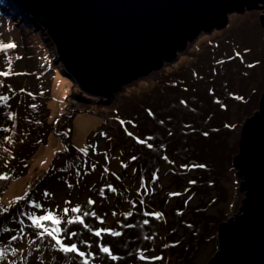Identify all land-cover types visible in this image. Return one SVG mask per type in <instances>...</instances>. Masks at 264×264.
<instances>
[{
	"label": "rangeland",
	"instance_id": "obj_1",
	"mask_svg": "<svg viewBox=\"0 0 264 264\" xmlns=\"http://www.w3.org/2000/svg\"><path fill=\"white\" fill-rule=\"evenodd\" d=\"M262 14L258 9L230 13L226 27L202 32L161 69L126 84L111 97L99 98L83 92L75 78L71 81L47 30L35 27L30 15L18 18L0 4V39L17 44L14 50L0 52L3 61L10 58L13 65L0 66V72L11 73L0 75V96L9 97L6 104L0 102V125L8 128L0 127V212L13 206L0 217V232L24 229V239L5 241L13 247L25 244L15 255L17 264H32L29 253L45 256L39 264H82L78 254L58 253L57 261L47 259L53 251L46 247L51 237H37L42 230L32 228L26 217L24 225L11 219L31 207L16 203L29 186V195L37 199L43 189L53 191L51 200L61 217L78 215L71 207L79 203L83 211L95 209L105 216L103 223L90 214L84 217L92 228L120 232L96 237L78 221L69 224L61 219L58 226L42 221L49 228L79 233L77 242L90 240L91 247L78 246L97 253L95 264L209 263L219 250V226L239 213L246 198L233 159L239 153L244 121L259 109L264 94ZM9 111L16 115L9 118ZM105 132L108 136L101 134ZM5 172L8 179L3 178ZM193 180L195 184L190 183ZM88 197L96 203L88 204ZM65 207L68 213L60 211ZM156 211L163 217L148 215ZM127 212L132 215L123 220ZM30 238L35 243L27 244ZM100 243L109 245L120 259L112 261L99 250ZM144 248L149 249L145 254L163 258L140 260ZM8 257L11 264L13 253Z\"/></svg>",
	"mask_w": 264,
	"mask_h": 264
},
{
	"label": "water",
	"instance_id": "obj_2",
	"mask_svg": "<svg viewBox=\"0 0 264 264\" xmlns=\"http://www.w3.org/2000/svg\"><path fill=\"white\" fill-rule=\"evenodd\" d=\"M9 1L47 30L77 86L99 98L161 69L202 32L226 27L230 13L264 11V0ZM233 165L246 198L219 226L208 264H264V94L244 121Z\"/></svg>",
	"mask_w": 264,
	"mask_h": 264
},
{
	"label": "snow or ice",
	"instance_id": "obj_3",
	"mask_svg": "<svg viewBox=\"0 0 264 264\" xmlns=\"http://www.w3.org/2000/svg\"><path fill=\"white\" fill-rule=\"evenodd\" d=\"M17 48V44L14 41H7L5 42L4 40L0 39V52L6 53L9 50H14ZM245 51H248V49H245ZM236 56H240L239 52L235 53ZM17 60L19 59V54H17ZM229 59H231V57H229ZM0 61H3V58L0 57ZM253 63H257V62H253ZM4 64H6V66L8 68H12L13 65L11 63V59L9 58L7 61H3L2 63H0V66H3ZM252 65H249V67H251ZM11 73L9 71H3L0 72V75H3L5 77L9 76ZM3 83V82H0ZM20 91H25V89H20ZM232 93H230L231 95ZM238 99H242V97H237ZM9 97L7 96H0V102H4L5 104L8 102ZM182 103H185L184 101H182ZM32 107H35V105H31ZM221 107H227L226 105H221ZM149 113H151V110H149ZM16 115L15 112L13 111H9L7 113V116L9 118H12ZM117 119L119 120L120 118L117 117ZM121 124L125 123L123 120L120 121ZM161 123H163V121H161ZM230 127H235V125H229ZM0 127H3L5 131H8L7 126L5 125H0ZM127 131V129H126ZM104 136H108V134L105 133H101ZM171 134V133H169ZM129 136L133 135V132H128ZM205 135H207V133H205ZM110 139V137H109ZM136 139L139 140L140 137L136 136ZM4 140L8 141L9 137L7 135L4 136ZM143 142V141H141ZM95 146H93L94 148ZM148 147H152L151 144H148ZM81 152H87L88 149L87 148H81L80 149ZM14 158V157H13ZM131 159H136V157H131ZM165 159H167V157H165ZM122 163V162H121ZM53 168H55V166H52ZM92 168L96 167V164H92L91 165ZM185 167H187V165H185ZM199 167H206V165H199ZM65 171L67 169H64ZM3 178L4 179H8V173H3ZM190 183L195 184L196 181H190ZM68 187H72V185H68ZM106 187L111 188L112 191H116L115 188H112L111 185H106ZM32 192V188L31 186H29L28 191H26L24 193V195L22 196H17L16 197V203L17 205L21 202L24 201L26 203V205H29L31 207H29L27 210L25 211H20L19 212V216L13 215L11 217L12 220H17L19 219V224L20 225H24V219L22 218H27V220H29L31 222V227L34 229H41L42 231H39L38 233H36L35 235L37 237H44V236H49L51 237V239L48 241V244L46 245L47 248L53 250L48 256L47 259H50L52 261H57L58 257L57 254L58 253H64V254H78V256L80 258H82V264H95L94 261V257L97 255V253L95 252H85L83 250H81V248L78 246V243H82L84 245H87L89 247H91V241L88 239H84L81 240L79 242H77L76 240H74L75 237H77L79 235V233L75 232V231H69V230H65L63 228L60 227H55V228H49L46 227L44 223H42V221H46V220H50L53 221V223L55 225H60L61 223V219H66L67 223L71 224L73 221H78L79 223L83 224V227L85 229H91V231L94 233V235L96 237H101L102 233H110L111 235L114 236H119L120 232L116 231L115 229L111 228V227H99V228H92L88 223H85L84 221V217L88 216L89 214L93 217H96V219L100 220L101 223L104 222L105 220V216L104 215H98L96 210L93 209L90 213L83 211L82 206L79 203H75L72 207H71V212L73 213H79L78 215L74 216V217H61L59 212H56V208L58 207V205L55 204L54 201L51 200V197L54 196V192L50 191L49 189L45 188L42 190L41 194H40V198L37 199L35 197V195H29V193ZM171 195H178V193H170ZM100 195L103 196L104 192L103 189L100 190ZM88 204H95L96 201L92 198V197H88L87 200ZM13 209L12 204H9L7 207L3 208V211L0 212V217H3L5 213H9L11 210ZM43 209V213L42 214H37L36 211L34 210H41ZM60 211H62L63 213H68L69 212V208L65 207L60 209ZM55 213V214H54ZM113 216L116 215L115 211H113ZM125 215H131L130 212L124 213ZM149 216L155 217L157 219H160L163 217V213L156 211V212H149L148 213ZM5 219H7V217H4ZM116 223H120V221H116ZM145 224L148 223L147 220L144 221ZM12 229L11 228H5L2 232H0V261H4L5 264H8V253H13V258L11 259V264H17L16 262V258L15 255L17 253L23 252L24 248H25V244H18L15 247H13L11 244H6L5 241L6 240H11L12 242L17 241L18 239H24L25 238V231L22 227H17V229L15 230V234H11L12 233ZM60 233H65L64 235H61ZM146 239H152V237H146ZM67 241V242H66ZM27 244H33L35 243V239L34 238H30L27 239L26 241ZM174 243H178V241H175ZM162 247H168L167 244H163L161 245ZM37 248H39V244L36 245ZM98 248L101 252L106 253L108 255V257L112 260V261H116L120 259V256L117 254H114L111 250V247L107 244L104 243H100L98 245ZM149 249L144 248L143 250L139 251V259L142 261H148V260H161L162 254L161 255H151V254H145L148 253ZM29 255L32 256V264H39V262L44 261L45 260V256L41 253H36V254H31L29 253ZM21 259H23V257H21Z\"/></svg>",
	"mask_w": 264,
	"mask_h": 264
},
{
	"label": "trees",
	"instance_id": "obj_4",
	"mask_svg": "<svg viewBox=\"0 0 264 264\" xmlns=\"http://www.w3.org/2000/svg\"><path fill=\"white\" fill-rule=\"evenodd\" d=\"M0 4H1L2 7H5V8L7 9V11H9V12L15 14V16H18V18L27 17V15H26L25 12L19 10L18 8L13 7V5L11 6V3L8 2L7 0H0ZM26 19H27V18H26ZM35 27H38V26H35ZM41 43H42L43 45H46V44H45L44 42H42V41H41ZM48 43L52 45L51 41H49V40H48ZM57 56H58V54H57ZM49 58H51V57L49 56ZM50 61L52 62L51 59H50ZM66 73H68V72L66 71ZM67 75L70 77L71 81L73 82V81H74V80H73L74 77H73V76H70L69 74H67ZM15 206H16V205H15ZM131 215H132V213H131ZM131 215H126V216L123 218V220L129 218Z\"/></svg>",
	"mask_w": 264,
	"mask_h": 264
}]
</instances>
